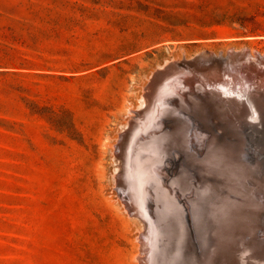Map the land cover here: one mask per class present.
I'll return each instance as SVG.
<instances>
[{
	"label": "rangeland",
	"instance_id": "rangeland-1",
	"mask_svg": "<svg viewBox=\"0 0 264 264\" xmlns=\"http://www.w3.org/2000/svg\"><path fill=\"white\" fill-rule=\"evenodd\" d=\"M242 52L264 0H0V264L140 263L119 142L158 71Z\"/></svg>",
	"mask_w": 264,
	"mask_h": 264
},
{
	"label": "bare ground",
	"instance_id": "bare-ground-1",
	"mask_svg": "<svg viewBox=\"0 0 264 264\" xmlns=\"http://www.w3.org/2000/svg\"><path fill=\"white\" fill-rule=\"evenodd\" d=\"M204 57L155 74L117 147L138 264H264V56Z\"/></svg>",
	"mask_w": 264,
	"mask_h": 264
},
{
	"label": "trees",
	"instance_id": "trees-1",
	"mask_svg": "<svg viewBox=\"0 0 264 264\" xmlns=\"http://www.w3.org/2000/svg\"><path fill=\"white\" fill-rule=\"evenodd\" d=\"M6 57H11L9 59H13V57L9 56V54H5V56H0V61L3 60V59H6Z\"/></svg>",
	"mask_w": 264,
	"mask_h": 264
}]
</instances>
